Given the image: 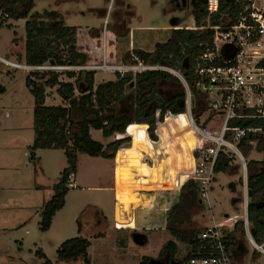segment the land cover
<instances>
[{
    "label": "rangeland",
    "instance_id": "1",
    "mask_svg": "<svg viewBox=\"0 0 264 264\" xmlns=\"http://www.w3.org/2000/svg\"><path fill=\"white\" fill-rule=\"evenodd\" d=\"M24 6L26 5L23 8ZM45 10L55 11L63 16L66 26L99 31L103 29L105 20L99 13L104 11L107 16L106 27L109 30L111 28L120 33L127 26L136 28L135 34H132L133 39L147 51L153 50L156 44L164 43L169 38L170 29L163 28L171 27L173 19H178V29L192 27L194 24V8L189 0H34L30 15ZM25 22L24 19L5 20L4 14H0V59L25 65ZM140 26L158 29H137ZM119 41L127 44L128 39L122 37ZM82 42L81 45L84 40ZM76 49L79 50L78 47ZM85 49L88 50V47ZM82 54L87 56L88 61L96 60L94 55L89 58L87 53ZM128 62L129 59L126 63ZM68 71L56 70L59 80L75 82V79L64 76ZM28 73L26 69H14L0 61V264H44L46 261L50 264H86L83 259L70 262L57 260L59 246L75 237L87 239L90 243L87 264H137L143 257L161 260L165 256L162 254L164 243L170 238L178 246L177 258H183L187 252L186 246L158 229L145 231L147 242L144 246L135 245L128 232L105 229V236H94L97 222L94 221L96 211L92 205L96 204L97 195L100 197L98 202L104 204V195L100 192L73 190L72 186L65 196L64 206L53 217L49 230L44 232L39 229L41 213L53 196V185L58 183L60 173L66 167V160L63 151L59 149L37 150L36 159H30L34 99L25 83ZM112 74L114 75L110 72H94V83L112 81ZM56 89L54 87L45 90V105L62 104ZM172 124L174 125L173 121ZM176 134L173 131L172 135ZM185 135L183 140L180 135L174 139L166 134L165 143L161 147L158 144L153 145L148 139L149 148L143 146L133 153L138 165L148 167L146 176L140 173L137 164L127 158L130 157L129 154H120L119 158L124 157L129 163L126 168L130 175L125 182L132 181L131 170L138 172L137 179L146 180H141V184H138V188L144 189L168 188L177 178L179 181L182 174L191 177L193 166L184 143L193 133L189 131ZM125 137L131 140L126 146L130 148L133 139L127 133L122 138ZM92 139L100 143L109 142L102 138L100 131H93ZM252 146L254 150L243 161L234 155L229 158L232 167L228 173L215 174L208 200H203L201 207L189 212L188 218L180 225L181 229L200 232L207 226L225 222L228 217L237 216L236 221L245 217V198L249 201L246 193V163L250 160L264 163V153L255 149L256 143ZM161 160H166L162 166L167 171L164 179L160 176ZM77 167L84 184L94 183L100 187L108 182L112 172V162L108 159L89 157L82 153L77 155ZM172 196L178 202V194ZM80 206H85L81 214L77 210ZM77 226L80 227L79 233ZM250 237L245 232L244 238H240L238 245L230 250L229 264H264V252H258L254 248ZM262 249L264 251V244ZM39 251L47 260L36 255ZM254 253L256 259L252 258Z\"/></svg>",
    "mask_w": 264,
    "mask_h": 264
},
{
    "label": "trees",
    "instance_id": "2",
    "mask_svg": "<svg viewBox=\"0 0 264 264\" xmlns=\"http://www.w3.org/2000/svg\"><path fill=\"white\" fill-rule=\"evenodd\" d=\"M220 12L228 14L233 21L239 7L234 0H220ZM34 0H0V14L5 20L24 19L26 42L24 62L26 66H42L53 61L59 67H81L89 60L85 54L76 49V28L66 26L61 16L55 11H43L30 15ZM23 5L25 8H23ZM226 9H228L226 11ZM194 22L197 27L206 24V13L203 2L194 7ZM216 15L210 18L211 25L224 23ZM225 21V22H224ZM179 22V21H178ZM126 30L121 35L128 34ZM190 47H187V43ZM210 32H195L186 29L173 28L169 38L156 44L152 52L135 50L137 57L151 65L169 66L185 70L192 59L202 50L201 43L210 44ZM129 53L123 57L126 63ZM62 74V73H61ZM64 76L75 79V82L59 80V73L54 71H32L26 77V87L34 99L33 108V143L30 148V159H36L35 152L40 149H59L63 151L66 167L61 171L59 181L53 185V196L45 205L39 222V229L47 231L51 227L55 214L64 206L65 196L69 190L70 178L77 170V155L113 159L120 148L130 144L129 149L148 147L149 142L157 141L155 134V113L160 111V117L166 113L179 115L184 112V95L178 81L164 71H147L141 74L115 73V80L100 84L94 83V72L84 70H69ZM76 77V78H75ZM56 87V93L62 104L45 105L47 88ZM77 92L78 94H76ZM137 124V125H136ZM252 123L233 122L232 125L248 126ZM261 125V122L256 123ZM141 126H147V134ZM90 130L100 131L102 138L109 139L115 134L117 138L106 145L92 139ZM148 136V138H147ZM252 140V139H251ZM250 138H245L238 144L240 153L246 158L253 149L248 145ZM128 148V147H127ZM256 150L264 153V139L256 141ZM230 159L220 155L214 173H228L231 169ZM247 171V203L246 216L249 230L253 229L252 240L257 246L264 244V163L250 160L246 163ZM178 202L167 214L166 230L174 240L187 247L185 256L176 258L178 247L173 240L167 241L162 252L169 261L180 264L191 257H207L210 252L201 248L198 235L200 232L185 231L180 225L188 218L192 209L203 204L198 195V184L192 180L186 181L179 191ZM234 206V204H233ZM78 230L80 227L78 226ZM224 243L227 250L238 245L244 238L243 221H236L231 231H224ZM89 242L81 237H75L62 243L57 250V260L70 262L83 259L89 263L87 250ZM40 259L47 260L39 251ZM230 257V256H229ZM256 259V254H252ZM150 258L143 257L139 264H148ZM44 264H50L46 261Z\"/></svg>",
    "mask_w": 264,
    "mask_h": 264
},
{
    "label": "built area",
    "instance_id": "3",
    "mask_svg": "<svg viewBox=\"0 0 264 264\" xmlns=\"http://www.w3.org/2000/svg\"><path fill=\"white\" fill-rule=\"evenodd\" d=\"M220 3V0H203L206 24L197 27L193 18V26L184 28L211 33L210 44H199L204 49L192 59L185 70L151 65L137 57L134 51L129 53L128 63H115L104 53L95 55L91 50L90 53L96 56V60L87 61L81 67H59L48 63L42 66H26L4 59L0 61L14 69H26L29 72H56L65 69L133 75L147 71H164L170 74L182 89L184 112L175 116L166 113L160 117V111L157 110L155 134L159 141L157 139L152 144L163 146L166 134L174 139L180 135L184 140L185 134L189 131L193 133L189 137L193 139L192 149H187L193 166L191 177L182 174L179 181L177 178L173 182L172 188L180 191L183 183L192 180L198 184V195L202 203L203 200H208L210 185L215 176L214 169L220 155L227 158L234 155L243 161L238 144L247 137L252 139L248 142L251 146L264 139V0H234V4L240 9L233 21L228 14L220 12ZM216 15L220 16L221 21L228 17V21L225 24L211 25L210 18ZM106 17L105 15L104 31ZM180 117H184L183 121ZM233 122L252 124L234 126ZM259 122L261 125L256 124ZM185 127L188 128L186 131ZM143 128V132L147 134V126ZM173 131L177 132L175 136L172 135ZM188 141L185 140V146ZM181 178H184L182 182ZM247 203L245 198V217L242 221L244 230L249 235ZM236 217H228L225 222L204 228L198 239L201 248L210 254L207 257H191L180 264H229L224 231L233 229ZM250 241L258 252H264L262 246L253 243L251 237Z\"/></svg>",
    "mask_w": 264,
    "mask_h": 264
},
{
    "label": "crops",
    "instance_id": "4",
    "mask_svg": "<svg viewBox=\"0 0 264 264\" xmlns=\"http://www.w3.org/2000/svg\"><path fill=\"white\" fill-rule=\"evenodd\" d=\"M105 15L106 13L104 11H100V17L104 18ZM61 18L64 20L63 16ZM75 28L77 34L75 38L77 47L79 49L78 52L87 53L89 58H91L92 56V54L90 53V51L92 50L95 55L104 53L107 58L111 57L113 61H117V63H124L123 57L126 53H130L135 50H143L146 52L153 51H147L142 49V47H140L141 44L139 42L136 43V41L133 39V35L136 32V28H131L129 26L125 28L129 29L128 34L124 36L126 39H128L127 44L123 43L124 40L121 42L119 41V39L123 37L121 34L125 32V29L120 33H116L111 28L109 30L107 27L105 31L103 29L99 31L89 28L84 30L79 27ZM173 28L175 27H166L163 29L171 30ZM137 29L157 30L158 28L140 26L137 27ZM81 40H84V44L82 45L81 43L83 42H81ZM86 46L89 48V50L85 49ZM114 78L115 73L112 77V80ZM180 119H182L183 121L184 117H180ZM139 126L145 127L141 125ZM186 129L188 128L185 127L184 130L186 131ZM93 131L94 130H90L91 137ZM123 136L124 135H121V138ZM115 137L116 139H120L117 138L118 134H115L113 137L105 140L111 142L115 140ZM188 140L189 141L186 143V147L190 150L193 146V139L189 138ZM109 142L105 141L102 144L106 145ZM139 149L140 148H120L116 152L115 157L113 159H108L112 162V172H110L108 182L105 183L103 187L96 186L94 183L84 184L83 178L78 173V169L76 170V173L70 178L69 187L72 186L71 189L79 191L85 190L90 192H100L104 195V204L98 202L100 197L99 195H97V202L96 204L92 205V207H95L96 211V213L94 214V221L97 222V232L94 233V236H105V232H103V230L105 229L108 231L112 230L114 232H128L130 237L133 232H141L145 234V231L152 232L156 231L157 229L168 233V231L166 230L167 214L177 202L174 196H172V194L179 195V190H173L172 183L170 184V187L162 189H144L140 187L138 188V184H141V180H146L144 178L137 179L136 176H139V174L135 170H131V174L133 176L132 181L130 180L128 182H125L128 176L130 175L126 168L128 167L129 163L125 161L126 158H119V156L120 154H129L130 157L127 158H129L131 162L135 163V165H138V160L135 159L136 156H134L133 153H135ZM160 163V176L162 177V179H164L166 177L167 171L163 169L162 166L164 163H166V160H161ZM138 168L141 174L145 176L148 175V167H146L145 165H138ZM183 179L184 178H181V182L183 181ZM168 196H171L172 198ZM84 209L85 206L77 207L78 213L80 214L84 211ZM79 231L80 230H78L77 226V232L79 233ZM168 235L170 234L168 233ZM169 240H171V238ZM162 254L165 255L164 257H167L169 259L168 255L165 252H162ZM139 263L140 262H138L137 264Z\"/></svg>",
    "mask_w": 264,
    "mask_h": 264
},
{
    "label": "water",
    "instance_id": "5",
    "mask_svg": "<svg viewBox=\"0 0 264 264\" xmlns=\"http://www.w3.org/2000/svg\"><path fill=\"white\" fill-rule=\"evenodd\" d=\"M171 27H177L178 26V19H173L170 23ZM190 43L188 42L187 43V47H190ZM49 65H54V62L53 61H49L48 62ZM248 194V193H247ZM249 196V194H248ZM253 229L250 230V235L252 236L253 234ZM131 239L133 241V243L137 246H144L147 242V238H146V235L141 233V232H133L131 234ZM148 264H160V261L159 260H154V259H150Z\"/></svg>",
    "mask_w": 264,
    "mask_h": 264
},
{
    "label": "flooded vegetation",
    "instance_id": "6",
    "mask_svg": "<svg viewBox=\"0 0 264 264\" xmlns=\"http://www.w3.org/2000/svg\"><path fill=\"white\" fill-rule=\"evenodd\" d=\"M189 1H190V4L193 8L198 6V4L200 2H203V0H189ZM118 26H120V25H118ZM159 261H160V264H173V262L169 261V259L167 257H162L161 260H159Z\"/></svg>",
    "mask_w": 264,
    "mask_h": 264
}]
</instances>
